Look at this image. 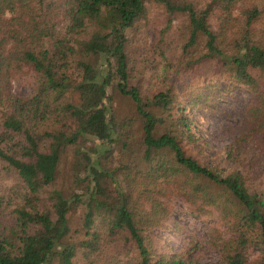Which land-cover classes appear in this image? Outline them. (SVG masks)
Segmentation results:
<instances>
[{
  "label": "trees",
  "instance_id": "obj_1",
  "mask_svg": "<svg viewBox=\"0 0 264 264\" xmlns=\"http://www.w3.org/2000/svg\"><path fill=\"white\" fill-rule=\"evenodd\" d=\"M155 1L186 18L177 55L183 74L214 65L209 80L225 79L252 95L244 131L224 150L230 163L247 155L251 141L264 136L258 80L264 85V0ZM143 3L0 0V162L16 172L22 188L9 225L0 197V264H47L54 256L58 264H76L78 255L82 264H200L152 244L151 230L164 217L159 198L172 191L163 185L190 204L218 210L229 237L219 239L215 264H264V183L249 181V166L220 172L192 153L201 137L188 106L206 104L207 95L190 87H204V80L182 82L177 96L171 87L144 96L130 83L125 30L144 14ZM22 66L36 81L25 99L6 89ZM109 89L134 104L138 137L130 121L108 113ZM66 150L74 188L68 191L56 176ZM78 207L79 224L71 227L68 214ZM248 247L258 253L253 261Z\"/></svg>",
  "mask_w": 264,
  "mask_h": 264
},
{
  "label": "rangeland",
  "instance_id": "obj_2",
  "mask_svg": "<svg viewBox=\"0 0 264 264\" xmlns=\"http://www.w3.org/2000/svg\"><path fill=\"white\" fill-rule=\"evenodd\" d=\"M143 4L144 14L133 28L125 30L124 51L131 65L130 83L137 86L144 96L151 97L153 93L170 87L171 92L177 96L182 82L204 80L203 84L206 86L198 89L190 87L197 93L201 91L207 95L206 104L188 106L189 115L201 137V145L192 153L201 164L220 172L237 163L249 166L244 170L249 181L255 186L264 183V136L258 138L257 135L245 151L247 155L238 156L232 163L225 159L224 153L225 147L245 129L243 110L253 100L252 95L236 84L227 83L225 79L213 76L209 80L211 73L218 70L214 65H202L183 74L186 69H181L184 63L178 61L177 55L184 37L185 16L178 13L169 15L164 6L155 0H144ZM211 67L215 69L211 71ZM196 70L199 76L195 75ZM192 76L194 79L189 81ZM258 80L264 89L262 80ZM35 88V73L29 66H22L13 74L6 87L10 96L23 99L30 97ZM104 104L108 113L118 121L127 124L130 121L129 128L134 138L139 136L134 104L126 96L109 89ZM149 108L156 112L161 110L153 106ZM3 109L0 105V116ZM63 124L68 126L70 122H62V126ZM116 160L117 157L111 159L112 166L116 165ZM70 161V152L66 150L60 157L56 173L57 180L64 184L65 191L73 187L69 174ZM163 189L172 191L159 198L165 209L160 224L151 230V240L156 251L167 255L177 254L187 261L200 264H215L220 258L219 239L229 237L227 225L220 218L218 210L200 202H186L171 185H163ZM21 191V181L16 172L0 162V197L6 204L3 220L8 225L10 209L19 204ZM80 214V207L70 210L68 218L71 227L78 226ZM77 251L79 253V249ZM257 255L255 248H247L249 261L256 259ZM73 260L76 264H82L83 261L79 255ZM47 264H58L56 257L50 258Z\"/></svg>",
  "mask_w": 264,
  "mask_h": 264
}]
</instances>
